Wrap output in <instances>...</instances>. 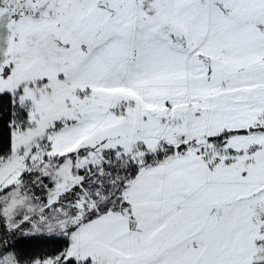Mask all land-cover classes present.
Returning a JSON list of instances; mask_svg holds the SVG:
<instances>
[{
    "label": "snow or ice",
    "instance_id": "1",
    "mask_svg": "<svg viewBox=\"0 0 264 264\" xmlns=\"http://www.w3.org/2000/svg\"><path fill=\"white\" fill-rule=\"evenodd\" d=\"M0 225V264H264V0H0Z\"/></svg>",
    "mask_w": 264,
    "mask_h": 264
},
{
    "label": "trees",
    "instance_id": "2",
    "mask_svg": "<svg viewBox=\"0 0 264 264\" xmlns=\"http://www.w3.org/2000/svg\"><path fill=\"white\" fill-rule=\"evenodd\" d=\"M63 247V242L57 239H23L17 244V249L25 257L42 256Z\"/></svg>",
    "mask_w": 264,
    "mask_h": 264
},
{
    "label": "rangeland",
    "instance_id": "3",
    "mask_svg": "<svg viewBox=\"0 0 264 264\" xmlns=\"http://www.w3.org/2000/svg\"><path fill=\"white\" fill-rule=\"evenodd\" d=\"M0 230H2V225H0ZM12 239H13L14 241H16L17 244H18V243L21 242L23 239H52V238H49V237H46V236H41V235H36V236L27 237V238L20 237V236H16V237H13Z\"/></svg>",
    "mask_w": 264,
    "mask_h": 264
}]
</instances>
